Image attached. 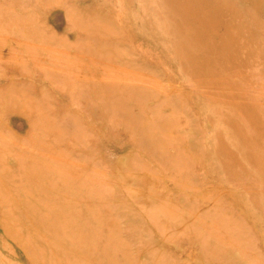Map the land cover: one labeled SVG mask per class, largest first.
I'll return each mask as SVG.
<instances>
[{
	"label": "rangeland",
	"instance_id": "374dc122",
	"mask_svg": "<svg viewBox=\"0 0 264 264\" xmlns=\"http://www.w3.org/2000/svg\"><path fill=\"white\" fill-rule=\"evenodd\" d=\"M0 264H264V0H0Z\"/></svg>",
	"mask_w": 264,
	"mask_h": 264
}]
</instances>
